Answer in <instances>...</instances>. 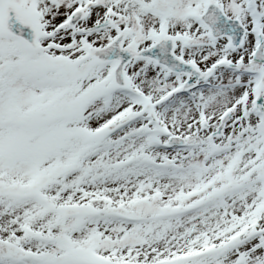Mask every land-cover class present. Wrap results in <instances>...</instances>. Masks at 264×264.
Listing matches in <instances>:
<instances>
[{"label":"snow or ice","instance_id":"obj_1","mask_svg":"<svg viewBox=\"0 0 264 264\" xmlns=\"http://www.w3.org/2000/svg\"><path fill=\"white\" fill-rule=\"evenodd\" d=\"M0 264H264V0H0Z\"/></svg>","mask_w":264,"mask_h":264}]
</instances>
